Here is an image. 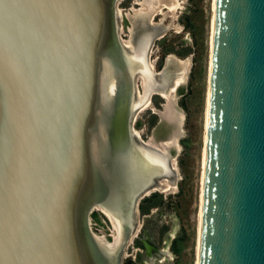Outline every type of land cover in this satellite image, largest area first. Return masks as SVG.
Listing matches in <instances>:
<instances>
[{"label": "water", "instance_id": "1", "mask_svg": "<svg viewBox=\"0 0 264 264\" xmlns=\"http://www.w3.org/2000/svg\"><path fill=\"white\" fill-rule=\"evenodd\" d=\"M118 2L0 0V264H120L138 199L178 177L131 127L182 74L147 63L171 18L131 17L124 46ZM209 54L196 264H264V0H213Z\"/></svg>", "mask_w": 264, "mask_h": 264}, {"label": "rangeland", "instance_id": "2", "mask_svg": "<svg viewBox=\"0 0 264 264\" xmlns=\"http://www.w3.org/2000/svg\"><path fill=\"white\" fill-rule=\"evenodd\" d=\"M130 3L131 0H124V5L117 4V10L126 9ZM179 3L161 22L166 25L171 18L176 27L171 26L151 43L150 59L155 60L156 69L166 55L179 59L182 81L170 103L154 96L152 102L157 103L154 109L147 103V107L135 112L131 124L142 140L157 145L173 140L174 144L162 147L169 153L178 176L172 188L163 192L155 190L141 200L153 196L157 203L148 216L138 219L142 231L150 240H156L155 251L147 256L141 253L144 263L150 264H195L196 259L213 0H179ZM160 17L156 15L154 21L158 22ZM119 23L126 25L121 18ZM160 103L170 107L164 109ZM149 106L154 111L147 109ZM89 224L94 233L103 231L99 210L90 214Z\"/></svg>", "mask_w": 264, "mask_h": 264}, {"label": "flooded vegetation", "instance_id": "3", "mask_svg": "<svg viewBox=\"0 0 264 264\" xmlns=\"http://www.w3.org/2000/svg\"><path fill=\"white\" fill-rule=\"evenodd\" d=\"M123 1L124 0H119L118 4H123ZM134 6H137V5L134 3V0H131L130 5L126 9L123 10V7L119 8V11L121 13L120 18H121V20L123 19L125 21V23H126V25H121L119 23V25H120L119 26V36L121 35L120 39H121V42L123 41L122 44L124 46H128L127 40L130 38V34L128 32L130 30L129 19L131 17L137 15V14H135L132 11L130 12L131 8L134 7ZM159 14L160 13H158L156 15H159ZM160 15H162V14H160ZM155 16H154V18H155ZM154 18H153L152 21L155 20ZM150 23H151V21H150ZM150 47H151V45H150ZM148 51L149 52L147 53V61L150 64V66H153L152 67V70H153L152 72H154V73L160 72V70L164 66L165 60L167 58L174 59L172 55H166L164 57V61H163L162 65L158 69H156L155 66H157V64H156L155 60L150 59V54H151L150 53V48H149ZM178 60L174 59V61L177 64L180 63V60L179 61ZM137 83H139L138 84V92L140 94L141 93V85H140V82H139V78H138ZM154 96H158L159 98H161L163 100L165 99V98H163L161 96V93L151 94V96H149L150 103L148 102V104L151 105L152 107H154V104H157L156 102H152V98ZM160 106H163V104L161 105V103H160ZM147 109H152V108L149 106ZM133 130L135 131V129H133ZM135 132L139 134V131H135ZM142 141H144V140H142ZM152 192L153 191H149L148 193H146L145 195L140 197L138 199L137 203H136V226H135L131 236L129 237L127 243L125 244V246L123 248V251H122V254H121V263L120 264H150V263H144V261L141 259V253H143L144 255L147 256V255H150L152 253V251H155L156 248H155L154 244H155L156 240L155 241L150 240L149 236L144 231H142V223H139L138 219H139V217L143 218V217L148 216L151 213V211H152L151 210L152 207L153 206L154 207L157 206V203L154 201L153 196L148 198V199H146L145 201L141 202V200H143L144 197H146L148 194H150ZM99 212L101 214V228L103 230L101 232L102 233L101 235H102V238L104 239V241L109 243V242L113 241L111 233L114 230V228H113V225L111 224V222L109 221L108 217L105 215V213L103 211H101V210H99ZM107 224H109V226ZM141 232L144 233L143 234V238L140 237V236H142ZM133 247H135V249H133ZM125 259H129V260L125 261Z\"/></svg>", "mask_w": 264, "mask_h": 264}, {"label": "bare ground", "instance_id": "4", "mask_svg": "<svg viewBox=\"0 0 264 264\" xmlns=\"http://www.w3.org/2000/svg\"><path fill=\"white\" fill-rule=\"evenodd\" d=\"M134 3L137 5V6H134V7H132L131 8V10H130V12L132 11V12H134L135 14H140V13H142V12H144V11H147V10H149L150 12H151V15H150V18H149V24H156V23H158L157 21H152L153 20V18H154V16L156 15V14H158V13H160V14H164L165 16L167 15V13L168 12H170V13H173L178 7H179V5H180V3H179V0H134ZM119 7V6H118ZM118 11H119V9H118ZM119 13H120V11H119ZM120 15H121V13H120ZM213 15V14H212ZM164 16V17H165ZM150 21H151V23H150ZM161 25H164V24H162L161 23ZM211 26V32H212V17H211V24H210ZM171 26L172 27H176V26H174V25H172V22H171V25H170V27L169 28H171ZM168 28V29H169ZM167 29V30H168ZM165 32H166V30H165ZM164 32V33H165ZM163 33V34H164ZM121 34V33H120ZM163 34L162 35H160V36H158V37H156V38H154L153 40H155V39H158V38H160V37H162L163 36ZM121 36V35H120ZM153 40H152V42H153ZM123 42V41H122ZM210 43H211V41H210ZM149 52V51H148ZM175 58V57H174ZM172 59V58H171ZM173 61H174V59H173ZM179 61V60H178ZM175 62V61H174ZM147 63H148V61H147ZM176 63V62H175ZM177 64V63H176ZM178 65V64H177ZM148 66H149V68L151 69V71H153L152 70V67L153 66H150V64L148 63ZM178 67H179V65H178ZM180 68V67H179ZM181 69V68H180ZM161 71V70H160ZM181 71H182V69H181ZM157 73H160V72H157ZM182 74H183V71H182ZM181 74V75H182ZM138 78H139V82H140V85H142L143 84V79L140 77V75L139 74H137L136 75V77H135V86H137V93L139 94V92H138V84L139 83H137V81H138ZM181 81H182V76H177V77H175V79H174V81L172 82V84H171V88L169 87V89H168V91L166 92V94L165 95H163V94H161V96L163 97V98H165V103H170L171 102V100H172V97H173V92H174V90H175V88L181 83ZM141 94V93H140ZM139 94V95H140ZM151 94H157V92H151L150 94H149V96H151ZM206 100H207V97H206ZM150 103V101H149V97H148V100H147V102L145 103V105L144 106H142L140 109H142L143 107H145L146 106V104L147 103ZM165 103L163 104V106H165L166 108H164V109H167V108H169L170 107V105L167 107V104L165 105ZM147 107V106H146ZM153 108V107H152ZM140 109H138V111H140ZM154 109V108H153ZM157 111V110H156ZM205 123H206V110H205ZM205 123H204V125H205ZM204 135H205V129H204ZM172 141L173 140H170L169 142H167V143H161V144H159V145H157V144H152V142L151 141H146V140H144V143L145 144H148L149 146H151V147H153V148H155V149H157V150H159L160 152H164V151H166V149L164 150L163 148V146H169V145H172L173 143H172ZM204 142V141H203ZM174 145V144H173ZM163 147V148H162ZM171 159L169 160V165L171 166V168L174 170V166L172 165V163H171ZM203 165H204V143H203V148H202V171H201V189H200V205H199V215H198V218H199V216H200V208H201V193H202V179H203ZM158 183L160 184V185H162V188L161 189H155V188H151V189H149L148 191H147V193L149 192V191H155V190H158V191H167V190H169L170 188H172L171 186V184H169L168 183V181L165 179V178H160V179H158ZM93 210H101V209H99L98 207H95ZM102 211V210H101ZM91 221V220H90ZM96 236H98L99 238L102 236L101 234L102 233H94ZM112 238H113V240H114V238H115V230H113L112 231ZM198 240H199V227H198V233H197V242H196V258H197V250H198ZM195 264H196V259H195Z\"/></svg>", "mask_w": 264, "mask_h": 264}]
</instances>
